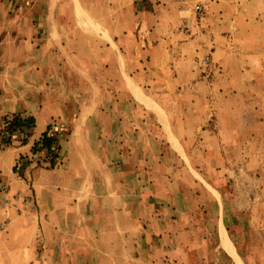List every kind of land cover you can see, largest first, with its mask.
<instances>
[{"label": "rangeland", "instance_id": "374dc122", "mask_svg": "<svg viewBox=\"0 0 264 264\" xmlns=\"http://www.w3.org/2000/svg\"><path fill=\"white\" fill-rule=\"evenodd\" d=\"M82 1L84 15L93 21L85 22L87 30L81 34L75 19L77 8L68 0H0V27L3 28L0 64L17 61L14 66L20 92L29 88L26 83L32 82L33 89L45 87L50 71L55 91L62 92L59 88L65 77L75 80L80 76L99 83L106 98L103 105L92 109L97 97L90 82L86 86L73 85L72 93L78 101L67 97L71 102L69 116L66 114L69 121L62 122L53 115L48 123L55 129H64L65 141L72 122L78 116L81 118L75 128H83L81 135L92 147L76 142V148L72 144L70 154L73 150L79 151L81 164L74 162L71 167L82 165L87 157L93 160L92 165L88 164L90 173L79 180L73 178L66 186L59 167L63 163L61 157L49 167L42 160V153L31 150L32 155H27L24 166L22 162L17 163L18 176L24 178L28 171L25 180L30 191L37 184L34 170L56 168L58 171L41 178L48 183L42 185L46 186L42 188L45 195L47 190L55 193L68 190L71 203H66L69 196L61 198L65 206H73L72 199L76 204H84L90 196L89 204L95 208H91L93 213L87 212V204L83 206V213H74L73 207L64 209L58 218L51 219L57 227L41 230L40 243L49 254H46L49 257L46 264H230L219 247L220 226H224L225 236L245 259V264H264V0H225L226 13H235L233 8L240 11L237 47L232 50L230 68H225L239 77L228 78L226 84L218 81L217 91L220 88L226 92L216 93L219 98L205 86L203 91L211 97L209 101L204 100L207 102L190 101L183 92L178 97L181 100H177L173 97V86L168 87L167 100L160 101L171 116L175 115L178 124L172 133L167 129L164 139L149 111L143 112L141 106L132 109L123 80L110 67H114L111 62L117 59L122 62L123 49L127 44L131 46L133 41L124 36L127 32L123 30L135 28V21L121 17L110 20L111 6L99 3L100 0ZM139 2L136 0L128 8L119 5L118 15L123 16L126 11L136 15L142 7L153 11V3ZM3 3L6 4L1 8ZM47 4H54L49 11ZM197 5L202 9L197 10ZM52 10L67 19L63 22L61 37L56 31H46L45 21L40 20L44 15L31 19L33 15ZM194 11L200 18L205 6L197 3ZM178 22L171 26L173 23L165 21L163 29L171 26L176 32L181 28L190 35L189 26ZM5 28H17V32H4ZM141 28L146 29L145 23ZM27 29L29 33L32 30V35L23 33ZM111 48L117 56L111 53ZM237 48L241 53L245 50V55L238 56ZM130 52L133 62L136 56L141 59V52ZM199 61L200 79L210 81L215 66L208 55ZM243 66L250 72L243 70ZM175 74L174 80H177ZM177 85L176 81V90ZM145 91L151 96L148 89ZM203 91L198 93L202 96ZM81 103H86L83 111L79 108ZM79 112L82 114L77 115ZM18 113L29 116L25 111ZM200 125L203 128H198ZM111 128H117L118 132V144L114 145L122 144V147L104 144L102 130L110 134ZM127 129L130 135L126 139ZM23 138V134L17 133V142ZM77 190L85 197H73ZM30 191L22 199L17 195V203L33 207L34 196ZM57 204L60 206L59 201ZM113 210L118 211L117 228L112 227ZM111 251L117 256L112 261L109 260Z\"/></svg>", "mask_w": 264, "mask_h": 264}, {"label": "crops", "instance_id": "0c3cea01", "mask_svg": "<svg viewBox=\"0 0 264 264\" xmlns=\"http://www.w3.org/2000/svg\"><path fill=\"white\" fill-rule=\"evenodd\" d=\"M135 1L136 0L99 1V3L108 4V6L113 8L109 16L110 20H116L121 17L128 21H135V28L123 30V33L127 32L124 36L129 37L130 41H133L131 46L127 44L123 49L122 54L124 53V57L122 58V62L117 59L111 62L114 67H110L114 68L119 79L123 80L129 98L132 101V109L141 106L143 112L147 113V111H149V114L155 121V125L160 129L159 134L161 138L164 139L167 136V129L172 133L176 130V125L178 124L175 115L171 116L169 109L160 101L161 99L167 100L166 89H168V87L173 86L175 90V95L173 97L177 98V100H181L178 97H182L184 93L188 95L190 101L207 102L211 97L208 92L206 93L203 91L205 86H207L210 93H214V97L219 98L220 96H216V93H220L222 89L219 88L217 91L218 87L215 85H218V81H223L226 84L228 83V78L239 77L238 73H228L225 71V68H230V60L234 54L232 50H235L237 47L235 43L238 42L236 38L239 35V30L236 25L237 22L241 20L240 11L233 8L236 14L233 13L230 15L226 13V9H223V6L227 5L225 0H141L139 3L142 5L153 3L155 5H153V11H147V9L142 7L139 14L135 15L126 11L123 16L118 15L119 5H124L127 8L128 6L132 7ZM68 2L72 3V5L77 8L78 14L75 13L77 14L75 15V19L79 24L80 30H77L78 33H86L87 27L85 26V22L89 20L93 21V18L84 15L85 12L81 6L83 5L82 0H68ZM197 3H202L205 6V12L200 18L194 11V6ZM5 4L6 3H3L1 8ZM53 5L54 4H47V11H49V7L52 9ZM47 11L45 14L41 13L38 16L33 15L31 19L37 20L41 15H44L40 20L45 21L46 31H56L60 37L63 36V22L67 19L57 15L59 13H55L54 10H52L51 13ZM165 21H170L171 23L179 21L180 23L188 25L190 35L181 28H178L175 32V29L171 28L174 23L171 24L167 30H164L163 25ZM144 23L146 25V31L141 28ZM2 29L3 28L0 27V32ZM14 31L17 32V28H5L4 30V32ZM28 31L29 29L24 30L23 33H29ZM31 33L29 34L32 35ZM105 35L110 38L112 36L110 33ZM4 45L5 47L7 46V44H3V46ZM109 45H111V42ZM111 50L113 51L111 53L117 54L116 50L114 51L112 48ZM130 50H134L137 54L141 52V59L136 56L133 62V60L130 59ZM117 51L121 52L119 48H117ZM242 53L245 55V50ZM242 53L239 51V48H237L238 56ZM205 55L209 56L213 66H215V72L210 81L206 80L207 82L202 80L203 78L200 79V61L198 62L199 58L201 60ZM14 65H17L16 60H14V62L9 61L4 66L0 64V116L25 111L27 115L33 116L36 119V125L28 140L25 142H17L16 139L13 145L0 149V187L3 185L8 186V192H2L0 189V264H46V261L49 259L46 254H49L47 250H43L42 243H40L39 234L41 235V230L43 228L57 227L58 224L51 221V219L54 216L58 218L64 209L73 207L75 208L74 213H83V206L87 204L89 206L87 212L93 213V209L95 208H93L91 203L89 204L90 196L87 197L84 204H76L75 200L72 199L73 206H65L61 202V198H67L69 196V200H67L66 203L68 205L71 203V194L69 195L68 190L61 193H55L54 190H47L48 194L45 195L42 188L46 187L48 183L47 181L44 182L41 180V178L49 175L51 172L58 171L56 168L55 170H34L33 173L36 172L37 184L34 183L35 186L30 191L26 188L25 180L28 171L24 173V178L18 176L17 163L26 162L28 159L27 155L28 157L32 155L31 150L34 143L46 131L48 123L53 115L54 118L59 117L62 122L69 121L68 108L71 102L67 100V97H73L74 100L78 101V97L72 93L73 85L80 84L81 86H86L87 81L90 82L93 89L92 92L97 97V100L93 103L92 109L100 107L106 98L99 83L91 78L80 79V76H77L75 80H72L74 77H71L70 80L65 77L66 80H61L59 88L62 92L55 91L52 89L53 83L50 80L54 76L50 71H46L47 76L45 79L50 81L45 80V87L40 86L33 89L31 82L25 84L28 85L29 88L20 92L18 89L19 87L17 88V68ZM76 69L80 72L78 66H76ZM246 69L250 72L248 67L243 66V70ZM80 73H82V70ZM175 73L178 75L177 80H174V78H176ZM50 74L52 76H50ZM215 75L219 77H215ZM166 79L172 81H167ZM176 81L178 82L177 90ZM230 81L236 82V80ZM132 88L141 92L145 98L150 99L155 109L147 107L138 97L134 96ZM145 88L150 91L151 96L146 93ZM198 91H203L201 92L202 96ZM112 96L116 97V94L113 93ZM170 98L172 99V97ZM221 99H223V97H221ZM92 100L93 98L90 95L89 101L92 102ZM79 108L82 111L86 109V103L85 105L81 103ZM66 114H68V116H66ZM79 114L82 113H77V115ZM80 119L79 116L75 118L76 121H73L72 127L68 129L69 136L67 140L64 141L62 139L61 141L59 158L61 157L63 163L59 167L62 171V177L66 180V186H69L73 178L74 181L79 180L85 176V174L90 173L88 164L92 165L93 163V160L86 157L83 159L82 165L71 167L74 162L81 164L78 155L79 151L73 150L72 154H70L69 148H71L72 144L75 145L76 142H78V144L81 142L82 146L86 148L88 146L89 148L92 147L81 135L83 128H75L80 122ZM198 128L203 127L200 125ZM95 131L97 133L99 132L96 129ZM102 132L105 145L115 146L117 148L122 147V144L118 146L114 145V143H117L116 140L118 139V137H116L118 135L117 128H115V130L111 128L110 134L103 130ZM120 133H122L121 129ZM124 133L127 139L130 135L129 130L127 129ZM107 136L108 138H106ZM75 147L77 148L76 145ZM86 161H88V163ZM85 162L86 164L83 165ZM72 168L74 170H71ZM190 175L195 181V177L192 174H189V176ZM44 183L46 186H42ZM81 185L82 184H79V186ZM29 191L34 196L33 207L24 205L21 202L17 203V195L22 199L21 197H24ZM73 197L84 198L85 194L77 190L73 192ZM58 201L60 202V206L57 204ZM125 209L128 212L127 206ZM113 213H115V220L112 227L117 228L118 211L113 210ZM217 227L219 230V223ZM221 227L224 231V226H220V228ZM218 237L219 247L221 252L224 253L226 261L230 264H245V259L237 253L235 246L230 240L231 249L236 253L237 260L230 259L226 254L221 246L222 238L220 230L218 231ZM116 258V254L111 251L109 253V260L112 261Z\"/></svg>", "mask_w": 264, "mask_h": 264}, {"label": "trees", "instance_id": "16d2710c", "mask_svg": "<svg viewBox=\"0 0 264 264\" xmlns=\"http://www.w3.org/2000/svg\"><path fill=\"white\" fill-rule=\"evenodd\" d=\"M36 125V119L33 116L23 117L19 113L0 116V149L11 146L17 139V133L24 135L22 142H25L31 135ZM65 138V131L55 129L49 125L42 136L34 143L32 152L42 153L45 162L49 167H53L59 157L61 141ZM24 162L22 165L24 166Z\"/></svg>", "mask_w": 264, "mask_h": 264}, {"label": "bare ground", "instance_id": "6f19581e", "mask_svg": "<svg viewBox=\"0 0 264 264\" xmlns=\"http://www.w3.org/2000/svg\"><path fill=\"white\" fill-rule=\"evenodd\" d=\"M132 93L134 96L138 97V99L140 101H142L144 104H146L147 107L155 109V106H153L154 104L150 101V99L145 98L141 92L132 88ZM220 232H221V238H222L221 239V246L223 247L224 251L229 256L230 259H236L237 260V255L234 251H232L231 245H230L231 243L229 242L228 238L225 236L222 227L220 228Z\"/></svg>", "mask_w": 264, "mask_h": 264}, {"label": "built area", "instance_id": "2783aa9c", "mask_svg": "<svg viewBox=\"0 0 264 264\" xmlns=\"http://www.w3.org/2000/svg\"><path fill=\"white\" fill-rule=\"evenodd\" d=\"M196 9L197 10H201L202 9V6L201 5H197L196 6ZM0 189H1L2 192H8V186L7 185L1 186Z\"/></svg>", "mask_w": 264, "mask_h": 264}]
</instances>
